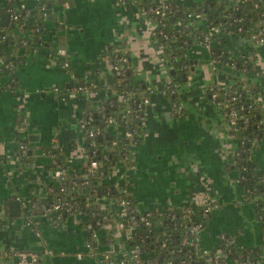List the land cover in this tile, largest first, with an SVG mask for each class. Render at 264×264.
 I'll return each instance as SVG.
<instances>
[{
	"label": "crops",
	"instance_id": "0c3cea01",
	"mask_svg": "<svg viewBox=\"0 0 264 264\" xmlns=\"http://www.w3.org/2000/svg\"><path fill=\"white\" fill-rule=\"evenodd\" d=\"M176 1L191 6L204 0ZM217 1L236 4L242 0ZM26 2L31 5L33 0ZM51 3L58 4L55 9L47 7L48 14L55 13L54 19L45 16L41 20L45 31L36 45L28 47L17 36L10 43L1 41V32L11 21L9 17L7 24L1 23V14L9 12L6 1L0 0V46L6 59L19 61L15 70L0 71V264H15V253L22 249L39 251L42 264H103L96 256L77 257L79 250H85L87 237L86 227L79 220L66 215L63 221L55 222L44 216L40 207L30 208L28 201L50 198L53 167L42 149L57 143L70 167L77 169L87 163L81 121L90 103L112 93L114 70L107 54L118 46L130 54L136 80L151 90L143 132L134 151L135 166L126 170L131 195L143 208L219 203L203 232L206 247L219 250L221 233H230L241 247L263 245L262 226L251 213L252 207L242 201L239 172L232 166L238 147L236 136L208 91L210 83L229 80L223 71L209 67L207 48L199 44L192 47L191 74L185 80L155 45L151 35L155 23L135 2ZM26 19L33 22L35 17ZM58 46L67 49L69 71L62 64L65 56L56 53ZM227 46L238 54L244 50L245 40L232 36ZM256 68L255 78L263 86L264 100V44L257 53ZM86 74L98 84L97 96L66 95L65 88L73 87ZM169 81L177 85L179 107L162 93ZM55 86L60 91H55ZM29 134L37 135L36 139H26ZM23 140L32 149L28 157L19 151ZM257 144L255 159L264 167V139ZM15 197L27 202L33 223L26 221L25 202L20 201V215L11 214L8 202ZM107 233L104 230L101 236ZM106 248L119 260L129 254L131 244L126 234L118 231ZM46 249L52 250L51 254ZM262 256V260L248 264H264V251Z\"/></svg>",
	"mask_w": 264,
	"mask_h": 264
},
{
	"label": "trees",
	"instance_id": "16d2710c",
	"mask_svg": "<svg viewBox=\"0 0 264 264\" xmlns=\"http://www.w3.org/2000/svg\"><path fill=\"white\" fill-rule=\"evenodd\" d=\"M133 1V0H126ZM136 4L141 8L147 10L151 6H157L156 0H134ZM18 0H10V5H16ZM48 2V8L52 0H45ZM172 7L166 8L165 15H162L159 19L165 22L162 25L164 31L169 34V37L159 34L158 29L154 28L152 31V38L155 40V45L164 43L165 56L169 59L174 68V71L182 75L185 73L187 76L191 74L192 57L191 49L194 45L199 44L207 47L208 43H211L208 49V59H215L220 61L219 64L226 62L236 63V69L232 70V74H236V84L230 88H221L223 93L237 91V98L231 101V106L239 107L244 105V109L241 113L244 116L250 118V122L245 124L243 118L239 119L236 127L232 128V133L236 136L238 143L237 150L239 154L235 153L233 156V168L237 169L240 177V186L242 188V201L249 204L252 207V214L254 218L260 222L262 226V235L264 237V167H259L255 159V150L258 146V141L264 139V100L262 98L263 86L255 76H257L258 69L256 68V54L259 49L250 43L252 34L258 29L261 24L264 26V0H244L239 4H227L217 0H204L199 4L185 5L176 0H166ZM41 2L33 0L29 7L32 8V13L35 17L33 22L28 21L25 18V13H22L21 19L15 20L8 29H18L20 40L26 39L28 41L24 46L33 47L38 40L42 37L45 29L41 23L42 15L38 10ZM206 10L209 14V19L206 24H199L197 22L189 20L187 12L189 10ZM150 15V14H148ZM181 22V27L177 28L176 25ZM23 23V28H20V24ZM216 24L219 27L217 32L209 33L208 24ZM188 25L185 27V25ZM0 28L2 26L0 25ZM243 38L245 40V48L238 54L232 53L228 48V42L230 37ZM9 39L5 42L10 43ZM21 44L23 42H20ZM23 45V44H22ZM7 55L5 49L0 46V71L4 69L8 70L6 66ZM15 67L19 63L18 60H14ZM185 64L182 68L181 65ZM15 67L10 70H15ZM14 77V72H13ZM116 85L119 87L132 88L137 84L139 90L134 98L133 113L139 114L135 118L136 126L139 129V133L143 132V122L145 108L139 105V100L142 101L143 97L148 93L149 89L145 83L137 81L135 77V70L129 68L126 74L116 80ZM15 85V83H14ZM173 101L178 102L179 98L177 94L170 95ZM122 110L119 104H115L110 107L109 114H118ZM118 132L109 130L107 137H98L99 148H102L104 143L117 140L115 149L110 152L108 158H104L101 169L104 171V178L101 182L97 178H92L91 186H96L97 194H94L91 198L87 195H79L76 193V187L80 186L81 181L85 180L83 172L84 168L71 169L68 163L65 161L63 154H57L58 161L56 168L64 167L70 168V174L64 182V188L61 190L60 186L54 184V191L50 194L52 197L63 196L70 201H77L75 203V211L80 213L81 219L84 222H92L94 228L99 232L102 244L106 243L108 236H101L104 230H107L108 224H115V221L111 216V207L109 202H104L103 198H121L123 193L118 190L119 184L122 183L118 175L110 176L113 169L123 166L124 169L133 164L130 150H127L123 143H119ZM109 140V141H108ZM120 141H123V139ZM126 140V143H129ZM128 151V152H127ZM127 153V156H126ZM101 154V153H100ZM30 154L27 153L26 157ZM123 162V164H122ZM228 167L229 169L232 168ZM124 172V171H123ZM74 181L77 184H74ZM125 182V181H124ZM97 198H99L97 200ZM133 206H139L141 212H138L135 220L129 219V214L118 216L116 222H122L123 230L127 226L131 227L129 233L128 243L131 245L139 246L144 254L143 261L146 264H168V260L172 261V264H209L205 261V258L200 257L202 246L206 245L203 242V233H201L200 246H186L182 245V239L186 233L189 236L192 234L187 230V226H191L197 223H202L203 231L207 230L210 225V221L214 216L211 212L209 216H205V205H198L190 202L186 205H179L172 209H163L159 207H152V211L147 215V208L139 205L137 200L129 195ZM87 201H91L90 206H86ZM107 204L103 209H100V205ZM116 203V202H115ZM106 219L103 220V217ZM65 217L59 219L63 221ZM222 234V233H221ZM225 238H220V246L225 251V257L228 261H235L239 263L247 256L253 262H258L263 258L264 251V239L263 245L254 246L251 248L235 246L233 243L228 242L234 237L230 233H224ZM195 236V235H194ZM222 258V257H221ZM237 261V262H236ZM226 263V260H223Z\"/></svg>",
	"mask_w": 264,
	"mask_h": 264
},
{
	"label": "built area",
	"instance_id": "2783aa9c",
	"mask_svg": "<svg viewBox=\"0 0 264 264\" xmlns=\"http://www.w3.org/2000/svg\"><path fill=\"white\" fill-rule=\"evenodd\" d=\"M6 6L5 9L9 12L10 15V24L9 26L15 21L21 19L22 13H25V18L29 16H33L32 8L29 7L27 4V0H20L17 2V4L10 5V0H5ZM41 2L39 11L42 15V19L47 16V3L45 0H38ZM244 1V0H242ZM240 1V2H242ZM122 3H127L126 0H120ZM133 2H135L133 0ZM157 6H151L147 10L146 8H140L142 13H144L146 16H148L150 19H152L155 23L154 28L158 29L159 34L165 36L166 38L169 37V34L164 31V29L161 26L165 25V22H162V20L159 21L162 15H165L166 8L171 9V5L166 2V0H156ZM240 2L236 3L235 5L239 4ZM136 3V2H135ZM150 14V15H148ZM187 17L189 20L197 22L201 21V24H206L209 19V14L206 10L199 9V10H189L187 12ZM264 22V21H263ZM198 23V22H197ZM181 22L176 25L177 28L181 27ZM188 26L187 24L185 27ZM20 28H23V23L20 24ZM7 30L1 32V41L6 42L7 40L11 39L13 40L16 36L19 38V42H23L22 44L25 45L28 43L26 39L20 40L19 30L13 29L10 30L6 28ZM208 31L209 33L217 32L219 30V27L216 24L211 23L208 24ZM250 43L254 44L258 49L264 44V26L261 24V26L258 27V29L252 34L250 38ZM211 43H208L207 50L209 49ZM159 50H162V52H165V46L164 43L159 44ZM56 53L60 56H65V59L62 61L63 66L69 71L70 67V61L68 60L67 56V49L64 46H58ZM165 55V54H164ZM107 56L112 61V66L114 70V79L110 85L112 93L108 97H103L102 99H98L97 101H93L88 105L86 114L84 118L81 121V128L84 131L85 140H84V150L87 154V163L80 167L84 168L85 171L83 172L85 180L81 181V185L76 187V193L81 195H87L88 198H91L94 194H97V188L96 186H91V179L97 178L101 182L104 178V171L101 169V165L104 158H108L111 151H113L115 148V144L117 143V140L109 141V143H104L102 145V148H99V142L97 140L98 137H107L108 131L113 130L118 132V138L123 141H120L119 143H123V146L127 150H130L131 152V158L133 160V164L127 169H131L135 166V147L138 143L141 134L139 133V129L136 126L135 118L139 114L133 113V100L135 96L137 95V92L139 90V86L135 84L132 88H125V87H119L116 85V80L120 77L124 76L129 68H133L132 65V59L130 57V54L127 52V50L123 46H118L117 48H110L108 50ZM257 57V54L256 56ZM14 59L8 58L6 59L7 67L9 70H12L14 65ZM220 61L215 59H209L208 64L209 67L213 71H223L226 78H228V83H222L220 81H214L209 84L208 91L210 94L211 99L214 101V103L217 105L219 110L221 111V114L223 118L225 119V122L229 126V128L232 130V128L236 127L237 122L239 119L243 118V122L245 124H248L250 122V118L248 116H244L241 111L244 109V105L241 104L238 108L235 106H231V101L235 100L237 98V91L234 90L232 92H226L223 93L220 91L221 88H230L234 84H236V74L230 75L232 73V70L236 69V63L232 62H226V66L224 67V64H219ZM182 68L185 67V64L181 65ZM135 70V69H134ZM94 79V78H93ZM92 77H89L88 74L84 76L82 79H79L75 81V85L73 87L67 86L66 89V95L69 94V96H75L77 94H84L87 98H95L93 96H97L98 91L97 86L98 84L93 81ZM176 88L177 85L175 82L169 81L162 87V93L170 98V95L176 94ZM55 91H60V87L55 86L53 88ZM150 92L149 89L148 93L143 97L142 101L139 100V105H145L150 100ZM170 100H172L170 98ZM173 105L175 107H179V102L173 101ZM115 104H119L122 108V110L114 115L109 114L108 110L110 107L114 106ZM126 140H129V143H126ZM238 148V147H237ZM59 155L62 154V149L57 143H53L50 146L42 149V155L50 157L51 164H56L58 161V158H56V152ZM20 154L23 157H26L27 153L29 152V146L26 142H22L19 146ZM128 152V151H127ZM240 151L236 149L235 153L239 154ZM101 153V154H100ZM234 153V154H235ZM127 156V153H126ZM123 164V162H122ZM51 174L54 179L53 184L49 188V193L54 191V184L59 185L61 190L64 188V182L68 178L70 174V168L66 169L64 167H55L52 166ZM71 169H74L73 167ZM79 169V168H77ZM124 169V165L117 167L116 169H113L110 176H119L122 178L120 181L125 184H119L118 190L123 193V197L121 198H109L106 199L103 198V201L109 202V205L111 207V216L114 218L115 224H108L107 228V236L108 240L106 243L102 244L101 238L99 237V232L94 228V224L92 222H84L83 218L81 219L80 213L75 211V203L78 204V202L70 201L63 196H57L52 197L50 194V198L47 200H36V201H28V205L30 208L32 207H40V211L42 214L46 217L51 218L53 221L58 222L59 219L65 217L66 215H71L75 220H79L81 225L86 227V233L87 237L85 240V250H79L76 255L78 258H83L85 255L89 256H96L98 257L103 264H146L145 261H143V250L137 246V245H131V250L128 252L129 254L126 257H123L119 260L114 258L111 253L110 249L106 248V244H110L115 240V234L118 231H123L126 234V240L129 241V233L131 231V227L127 226L125 228V231L123 228V223L120 221L119 223L116 222V219L120 215L129 214L130 220H135L136 215L138 212H141V208L139 206H133L131 199L129 198V195H131V192L129 190V184L127 180V174L126 170ZM124 171V172H123ZM125 181V182H124ZM240 181V177H239ZM74 184H77L76 181H74ZM19 199V197H18ZM99 198H97L98 200ZM23 203L25 202L26 210L28 211V216H26V221L28 224L33 223L31 219V215L29 212L32 210L27 207V202L20 199ZM116 202V203H115ZM100 205V209H103L107 204ZM91 201H87L86 206H90ZM220 207L219 203H213V204H206L204 208V214L205 216H209V214L212 212V210L217 209ZM176 208V207H175ZM174 209V208H173ZM147 212V215L150 214V211H152V208H147L145 210ZM106 219V216L103 217V220ZM60 222V221H59ZM187 230L192 234V236H189L188 233H186L182 239V245L186 246H200L201 244V233H203V225L202 223H197L191 226H187ZM38 234V231H35ZM195 235V236H194ZM221 239H224L226 236L224 233L221 234ZM109 241V243H108ZM228 242L233 243V245L238 246L236 244L235 238L232 240H229ZM52 250L46 249L47 254H51ZM225 251L220 247L219 250H216L214 248H209L202 246V250L200 252V257L205 258V261L209 262V264H248L253 261L250 260V258L247 256L244 260H241L239 263H235V261H228V258L225 257ZM16 263L15 264H42V254L34 249H22L18 250L16 253ZM222 257V258H221ZM226 260V263L223 262V260ZM237 262V261H236ZM168 264H172L171 260H168Z\"/></svg>",
	"mask_w": 264,
	"mask_h": 264
},
{
	"label": "water",
	"instance_id": "95a60500",
	"mask_svg": "<svg viewBox=\"0 0 264 264\" xmlns=\"http://www.w3.org/2000/svg\"><path fill=\"white\" fill-rule=\"evenodd\" d=\"M53 1H56V0H53ZM51 4L52 3H50V5H49V8H54L55 9V7H57L58 6V4L57 3H54L52 6H51ZM51 6V7H50ZM9 17H10V15H9V13H7V12H3L2 14H1V23L2 24H7L8 22V20H9ZM47 18H51V19H54V17H55V13H49V14H47V16H46ZM61 25L62 26H64L65 24L64 23H61ZM54 29V28H53ZM53 34V33H52ZM50 40H51V37H50ZM183 75V78L186 80L187 79V77H186V74L185 73H183L182 74ZM146 106L145 105H143L142 106V108H145ZM36 137H37V135H35V134H29V136L26 138V139H30V140H33V139H36ZM27 140H23V141H20L19 142V146H20V144L22 143V142H26ZM29 154H32V149L31 148H29V152H28ZM9 205H10V212H11V214L13 215V216H15V215H20L21 214V211H20V206H21V202H20V200L18 199V198H12V199H10L9 200ZM3 216L4 217H6L7 216V214L6 213H4L3 214Z\"/></svg>",
	"mask_w": 264,
	"mask_h": 264
},
{
	"label": "rangeland",
	"instance_id": "374dc122",
	"mask_svg": "<svg viewBox=\"0 0 264 264\" xmlns=\"http://www.w3.org/2000/svg\"><path fill=\"white\" fill-rule=\"evenodd\" d=\"M167 58V57H166ZM203 59H205V56L203 57Z\"/></svg>",
	"mask_w": 264,
	"mask_h": 264
}]
</instances>
